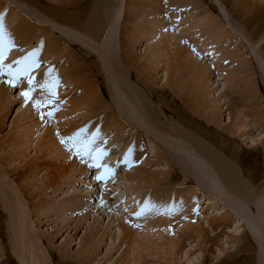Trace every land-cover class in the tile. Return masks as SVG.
<instances>
[{"label":"rangeland","instance_id":"rangeland-1","mask_svg":"<svg viewBox=\"0 0 264 264\" xmlns=\"http://www.w3.org/2000/svg\"><path fill=\"white\" fill-rule=\"evenodd\" d=\"M263 10L0 0V264H34L24 223L50 264H264ZM47 115L63 121L36 151Z\"/></svg>","mask_w":264,"mask_h":264},{"label":"bare ground","instance_id":"bare-ground-1","mask_svg":"<svg viewBox=\"0 0 264 264\" xmlns=\"http://www.w3.org/2000/svg\"><path fill=\"white\" fill-rule=\"evenodd\" d=\"M80 2V1H79ZM2 5V4H1ZM2 8H4V6L2 5ZM2 10V9H1ZM261 10V9H260ZM263 12H264V10H263ZM259 13V15H258V17H257V22H258V24H260V25H262V24H264V13ZM257 16V15H256ZM264 26V25H263ZM39 29V28H38ZM193 32H197V29H191L190 30V33H193ZM218 37V39L216 40L215 39V41H217V42H219V41H221L220 39L222 38L221 36H217ZM176 41H180L179 39H177L175 36H174V34H170L169 36H167L166 37V39H165V42H168V43H170L171 45L173 44V43H175ZM176 44V43H175ZM176 45H178V44H176ZM171 47V46H170ZM65 48V47H64ZM63 48V51L65 50ZM70 48H68V50H69ZM74 57H76V56H74ZM77 60H78V58H76ZM218 64V63H217ZM219 65H220V63H219ZM85 66V65H84ZM198 69V68H197ZM200 72L202 71H204V68H201V70H199ZM201 72V73H202ZM167 75V71H166V73H165V76ZM219 75H222V74H219ZM222 78V77H221ZM77 80H79V79H77ZM217 83H219V81H220V79H218L217 78ZM221 84V83H220ZM5 87V86H4ZM90 87V86H89ZM220 87H222V86H220ZM46 89V88H45ZM90 89V88H89ZM221 89V88H220ZM0 91H2V90H0ZM90 92H92V90L90 91ZM55 93V92H54ZM53 91H49V96L51 97V95L53 96ZM2 95V94H1ZM21 96V95H20ZM20 96H18V97H20ZM42 96V95H41ZM48 97V96H47ZM46 97V98H47ZM39 98V100H40V96L38 97ZM43 98H45V97H43ZM41 99V100H44V99ZM3 100V99H2ZM1 100V101H2ZM40 100V101H41ZM33 102V101H32ZM43 102V101H42ZM86 103V102H85ZM2 104V103H1ZM41 104V103H40ZM74 105V104H73ZM70 106H71V104H70ZM79 107V106H78ZM72 108H73V106H72ZM35 109V108H34ZM74 110H75V107L73 108ZM57 111V110H56ZM35 112V111H34ZM32 113H33V111H32ZM47 117V119H45V118H42L44 121H45V123L43 122V120H42V123H44L43 124V127H39L38 129H36V130H34L33 131V129L35 128V126L37 125V124H39V125H41L39 122V120H35V122L34 123H31V125L29 124V126L25 129V132H26V136H29L28 134H31V136L33 137V134L35 133V143H34V145H35V147H36V151L39 149V148H41L42 146H43V144L44 143H46V144H48L47 143V141H48V139H51L52 141H53V144H54V139L53 138H55L53 135H52V131H53V129H54V125L52 124V122L54 121V120H56V122L58 121V118H61V116H54V117H50V115H47L46 116ZM62 118H64V116H62ZM205 119L208 121V122H217V118H216V113H214V112H211L210 113V115L208 116V117H205ZM60 120V119H59ZM229 123L231 124L232 123V117H231V115L229 116ZM62 121L63 120H61V121H59V122H57L58 124H59V127H61L60 125V122L62 123ZM67 123V122H66ZM56 124V123H55ZM247 126H248V124H243V125H238V126H236L237 128H238V130L240 131V130H242V128H244V130H246L247 129ZM250 127V126H249ZM233 128V127H232ZM208 133V132H207ZM68 136V135H67ZM57 138V137H56ZM220 139V140H219ZM218 139V143L219 144H221V138H219ZM51 140H49L48 142H49V144L51 145V143H50V141ZM252 140L253 141H255L256 139L255 138H253L252 137ZM51 141V142H52ZM223 142V141H222ZM58 143V142H57ZM225 143V142H224ZM21 144V143H20ZM24 144V143H23ZM48 144V145H49ZM45 145V144H44ZM49 145V146H50ZM54 146V145H53ZM53 146H50L51 148L53 147ZM56 146H58V145H56ZM61 146H63V145H61ZM223 146V145H222ZM47 147V146H46ZM45 146H44V148H46ZM227 147V146H226ZM51 148H50V150H51ZM59 149H62V148H60V146L58 147ZM229 148V147H228ZM227 148V149H228ZM230 148H233V146H231ZM49 149V148H48ZM235 148H233V150H234ZM55 150H56V148H55ZM55 150H53V151H55ZM63 150V149H62ZM232 150V149H231ZM49 151V150H48ZM47 151V152H48ZM193 151V150H192ZM230 151V150H229ZM50 152H52V150L51 151H49V153ZM58 152V151H57ZM234 152H236V151H234ZM37 153V152H36ZM52 153H54V152H52ZM232 153H233V151H232ZM62 154V153H61ZM234 154V153H233ZM67 155V154H66ZM239 155V154H238ZM61 156V155H60ZM68 156V155H67ZM235 156H236V153H235ZM240 156V155H239ZM241 157V156H240ZM192 159H193V157H192ZM63 164V163H62ZM75 164V163H74ZM57 167H59V166H57ZM63 167H65V166H63ZM75 167V166H74ZM61 169V168H60ZM63 172V170L61 169L60 171H58V172ZM141 174V173H140ZM139 174V175H140ZM2 175V174H1ZM59 175H60V173H59ZM141 176H142V174H141ZM137 177V176H136ZM142 178H143V176H142ZM51 179V178H50ZM144 179V178H143ZM54 180V179H53ZM58 182V181H57ZM130 182V181H129ZM7 183H8V181H7ZM12 184V183H11ZM9 187H10V189L12 190V191H14V189L12 188V185L10 186L9 185ZM13 187H14V185H13ZM17 188V187H16ZM5 189V188H4ZM7 190V189H6ZM17 190V189H16ZM18 191V190H17ZM21 191V190H20ZM22 192V191H21ZM21 192H19V193H17L16 195H20V197H22V195H21ZM12 193V192H11ZM23 194V193H22ZM14 195V194H13ZM16 195H14L13 196V200L14 199H16V198H14ZM209 196V195H208ZM192 197H194V196H192ZM12 198V197H11ZM206 198V197H205ZM210 198V197H209ZM17 200V199H16ZM26 200V199H25ZM208 200V199H207ZM211 200V199H210ZM23 201V200H22ZM216 201V200H215ZM23 202H25V201H23ZM190 203V204H189ZM25 204H26V202H25ZM25 204H23V205H25ZM192 204H193V202L192 201H188L187 203H185L184 205H182L179 209H180V211L181 212H187L188 211V209H187V206L188 207H191L192 206ZM179 206V205H178ZM24 208H26V206L24 207ZM155 208V207H154ZM177 208V207H176ZM175 209V208H174ZM174 209H173V211H174ZM14 210V209H13ZM27 210V209H26ZM173 211H171V213H175V211H177L176 209H175V211L173 212ZM180 211H178V212H180ZM221 211V210H220ZM16 212H17V210H16ZM28 212V211H27ZM153 212H155L154 210H153ZM190 212V211H189ZM158 213V212H157ZM179 214V213H178ZM27 215V214H26ZM222 217H224V215H222ZM119 218H120V216H119ZM121 219V218H120ZM123 219V218H122ZM121 219V220H122ZM21 220H22V218H21ZM29 220V219H28ZM126 220H128V219H126ZM131 220V219H130ZM129 220V222H131ZM27 221V220H26ZM119 221V220H118ZM25 222V221H24ZM191 222H194V221H191ZM27 223H28V221H27ZM29 223H31V222H29ZM120 223H122V221L120 222ZM119 223V224H120ZM128 223V222H127ZM22 226H23V224H22V222L20 223ZM185 224V223H184ZM24 230L23 231H25V239H26V243H27V245L26 246H28V249L29 250H27L28 251V253H30V255L32 256V259H33V263L34 264H50L49 263V260L47 259L46 260V258L44 257V259H43V256H42V254H41V252L43 251V250H41L40 251V249H39V247H38V244L37 243H39V237H38V234H37V232H36V229L34 228V226H33V224H30L29 226H27L28 224H25L24 223ZM191 225H194V224H191ZM21 226V227H22ZM126 226L127 225H125V224H123V225H120V228H121V230L123 231L122 233H123V235H124V232L125 231H127V230H125L124 231V229L126 228ZM235 226H237V225H235ZM119 227V226H118ZM189 227H190V225H189ZM197 227V226H196ZM195 228V227H194ZM190 229V228H189ZM189 229L188 230H186V231H189ZM239 229V227L237 226L236 227V229H234V230H238ZM191 231H193L192 230V228H191ZM174 232H175V230H174ZM200 232V231H199ZM176 233V232H175ZM194 233V232H193ZM133 234V233H132ZM159 234V233H158ZM128 235V234H127ZM161 235V234H160ZM162 235H165V234H162ZM167 235H169V234H167ZM129 236V235H128ZM132 236V235H131ZM170 236V235H169ZM185 236V235H184ZM133 237V236H132ZM161 237V236H160ZM174 237V236H173ZM175 237H177V235L175 236ZM186 237V236H185ZM187 237H189V235L187 236ZM130 238V237H129ZM179 236L177 237V241L179 242ZM124 239V238H123ZM160 239H162V238H160ZM131 241V240H130ZM138 241V240H137ZM24 242V241H23ZM126 242H128V241H126ZM169 242V241H168ZM167 242V243H168ZM25 243V244H26ZM135 243V242H134ZM171 243V242H170ZM175 243V242H174ZM169 244V243H168ZM133 245H135V244H133ZM21 246H22V244H21ZM138 246V245H137ZM139 246H141V244H139ZM170 246V245H169ZM172 246V249H173V245H171ZM130 247H132L131 245H130ZM192 247V246H191ZM151 248V247H150ZM152 248H153V246H152ZM166 248V247H165ZM24 249H25V246H24ZM172 249H170V251H172ZM175 249H176V247H175ZM181 250H182V248H181ZM26 251V250H25ZM26 253V252H25ZM201 253H202V251H199L197 254H192L191 253V256H189V259L190 260H196V259H199L200 258V255H201ZM27 254V253H26ZM46 254V253H45ZM186 255H188V252H185V255L184 256H186ZM44 256H46V255H44ZM29 257V256H28ZM45 260V261H44ZM47 261V262H46ZM51 262V261H50ZM189 263H191V262H189ZM195 263V262H194ZM132 264H136V263H132ZM187 264H188V261H187Z\"/></svg>","mask_w":264,"mask_h":264},{"label":"snow or ice","instance_id":"snow-or-ice-1","mask_svg":"<svg viewBox=\"0 0 264 264\" xmlns=\"http://www.w3.org/2000/svg\"><path fill=\"white\" fill-rule=\"evenodd\" d=\"M3 59V53L2 52H0V60H2ZM10 75H11V73H10ZM13 80H15V76H13ZM10 83H12L13 81H9ZM33 83V81H32V79L31 78H29V85H31ZM31 91V88L29 89V91H26V92H23L21 95L25 98V102L27 103V101H28V98H29V92ZM34 106H36V107H39V102L37 101L35 104H34ZM68 139H74V137H70V138H68ZM65 141H64V139H62L61 140V143H64ZM95 166H99V165H95ZM97 179L99 180V179H102V177H100V176H97Z\"/></svg>","mask_w":264,"mask_h":264}]
</instances>
